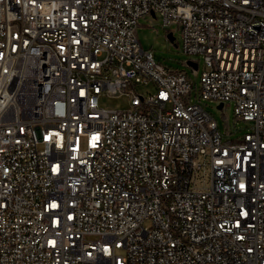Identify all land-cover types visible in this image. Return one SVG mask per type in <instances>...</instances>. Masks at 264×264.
Returning <instances> with one entry per match:
<instances>
[{
    "label": "built area",
    "instance_id": "built-area-1",
    "mask_svg": "<svg viewBox=\"0 0 264 264\" xmlns=\"http://www.w3.org/2000/svg\"><path fill=\"white\" fill-rule=\"evenodd\" d=\"M151 12L197 100L141 48ZM0 264H264V0H0Z\"/></svg>",
    "mask_w": 264,
    "mask_h": 264
},
{
    "label": "rangeland",
    "instance_id": "rangeland-1",
    "mask_svg": "<svg viewBox=\"0 0 264 264\" xmlns=\"http://www.w3.org/2000/svg\"><path fill=\"white\" fill-rule=\"evenodd\" d=\"M171 32L173 40L168 39L167 33ZM136 35L143 50L151 51L154 58L167 67L183 70L192 82L191 98L197 100L199 97L200 74L204 69L203 59L198 55H188L182 50V36L176 24L168 27L162 26V19L158 13L155 15L145 14L138 18ZM188 60L197 61V69L186 64ZM152 85H139L140 93L146 94L153 90ZM203 108L215 119L217 127L224 140L235 139L245 132L251 125L249 121L237 118L234 115L233 103L226 102L224 107H218V102L213 99L199 100ZM99 103L108 109H123L128 105L127 97L124 95H111L102 93L99 95ZM196 183L198 187H208V170L199 172Z\"/></svg>",
    "mask_w": 264,
    "mask_h": 264
},
{
    "label": "water",
    "instance_id": "water-1",
    "mask_svg": "<svg viewBox=\"0 0 264 264\" xmlns=\"http://www.w3.org/2000/svg\"><path fill=\"white\" fill-rule=\"evenodd\" d=\"M151 15L154 16L155 14H154L153 12H151ZM167 37H168V39L173 40V35H172L171 32H168V33H167ZM187 63H188L189 65H191L192 67H194V68L197 67L196 62H194V61L188 60ZM220 106H221V103L218 104V107H220Z\"/></svg>",
    "mask_w": 264,
    "mask_h": 264
}]
</instances>
